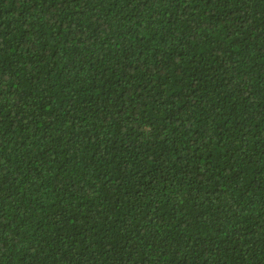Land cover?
<instances>
[{
  "label": "trees",
  "instance_id": "obj_1",
  "mask_svg": "<svg viewBox=\"0 0 264 264\" xmlns=\"http://www.w3.org/2000/svg\"><path fill=\"white\" fill-rule=\"evenodd\" d=\"M0 264H264V0H0Z\"/></svg>",
  "mask_w": 264,
  "mask_h": 264
}]
</instances>
